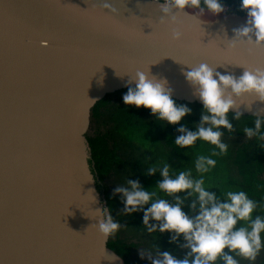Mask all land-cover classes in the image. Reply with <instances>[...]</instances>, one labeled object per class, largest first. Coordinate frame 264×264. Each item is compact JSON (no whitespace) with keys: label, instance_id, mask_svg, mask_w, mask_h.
Wrapping results in <instances>:
<instances>
[{"label":"water","instance_id":"1","mask_svg":"<svg viewBox=\"0 0 264 264\" xmlns=\"http://www.w3.org/2000/svg\"><path fill=\"white\" fill-rule=\"evenodd\" d=\"M163 2L0 0V264H124L94 226L106 206L86 134L92 107L135 87L137 71L202 104L183 75L191 67L237 78L264 69V43L234 39L247 13L173 9L175 22L161 23ZM236 104L264 118L255 96Z\"/></svg>","mask_w":264,"mask_h":264},{"label":"clouds","instance_id":"2","mask_svg":"<svg viewBox=\"0 0 264 264\" xmlns=\"http://www.w3.org/2000/svg\"><path fill=\"white\" fill-rule=\"evenodd\" d=\"M104 8L111 13L117 9L105 2ZM157 8L162 13L161 23L164 17H169L175 22L176 12H183L185 8L198 9L203 15L205 9L212 14L224 11L220 0H164L157 3ZM240 8L247 12L245 26L233 29L234 39L243 38L249 43L259 46L264 43V0H241ZM186 14V13H185ZM181 33L173 30L172 39L179 40ZM253 37L255 38L253 40ZM233 39V40H234ZM183 75L186 81L195 89L194 94L202 103L200 121L195 125L194 131H189L186 125L177 128L180 135L175 137V144L180 148L192 146L197 140H202L214 145L219 152L213 151L212 155L227 152L228 146L221 141L223 132L233 131L228 113L236 110L239 105L236 100L245 95L255 96L264 102V69H245L238 78L231 74H220L207 64L201 63L191 67ZM135 83V87H128L123 95V103L136 108L150 109L151 114L169 125L180 124L183 117L191 114V109L186 105H177L172 98L173 89L168 86L165 78L157 79L148 73L137 71L131 77L129 84ZM241 113L235 111L234 119L239 120ZM264 119L256 117L253 127H245L243 133L246 137L258 136L264 139L261 133V125ZM216 161L209 156L200 155L195 161V169L204 174L215 167ZM170 165L165 163L159 170L162 177L154 187L168 196H174L175 202L157 198L155 191L145 190L138 180H127V186H117L113 195L119 193L124 204L123 212L131 214L144 209V205L150 203V207L143 210V226L149 233L169 232L173 233L170 242L177 241L183 236L184 244L180 245L189 251L184 258L177 259L169 251H158L155 255L151 252H140L141 258L147 256L151 264H215L220 259L223 264H239L232 254L248 261H255L264 242V217L257 215L253 218V212L257 207L255 201L250 199L244 191H226L221 196L206 190L203 175L193 178L190 171H180L174 177L170 176ZM156 167H149L145 175H154ZM187 192L182 199L177 193ZM192 197L189 208L195 215L189 216L182 210L185 200ZM100 214L98 222L94 225L98 232L105 238L115 234L120 224L113 220L110 210L98 209ZM156 223L150 224L149 221ZM238 222H243L237 227ZM228 249L226 253L224 250ZM115 259L116 257H112Z\"/></svg>","mask_w":264,"mask_h":264},{"label":"trees","instance_id":"3","mask_svg":"<svg viewBox=\"0 0 264 264\" xmlns=\"http://www.w3.org/2000/svg\"><path fill=\"white\" fill-rule=\"evenodd\" d=\"M227 3V11L246 14L240 8L241 0H220ZM128 88L120 89L106 94L91 109L89 130L86 139L90 148V170L95 179L97 190L104 195L105 206L110 210L113 220L120 224L115 234L107 238L106 245L123 259L124 264H151L145 256L141 258L140 252L157 253L158 246L161 252L169 251L177 259L184 258L189 251L180 247L184 244L183 236L177 241L170 242L173 233L159 231L149 233L143 226V210L126 214L123 212L124 204L121 194L113 195L117 186H127V180H138L140 185L149 191H155L157 198L175 202L174 196L154 188L162 179L160 168L165 163L170 167V176L174 177L180 171H190L193 178L203 175L206 190L221 196L226 191H244L250 199L256 202L257 207L253 218L257 215L264 217V139L258 136L248 138L243 133L245 127L254 128L256 117L242 116L239 120L233 117L234 112L228 113L233 131L228 132L221 128L223 135L221 141L227 144V152L213 156V151L219 152L214 145L197 140L192 146L180 148L175 144V137L180 135L177 131L186 125L189 131L195 130L202 112V104L197 102L180 101L173 98L177 105H186L191 114L182 118L180 124L169 125L165 121L156 119L150 109L136 108L123 103V95ZM264 119V118H262ZM264 133V123L261 125ZM209 156L216 161L215 167L209 172L201 174L195 169L198 156ZM156 167L154 175H145L149 167ZM182 199L187 192L177 193ZM192 197L185 200L182 210L189 216L195 215L189 208ZM150 224L156 223L150 220ZM243 222H238L237 227ZM262 242H264V233ZM226 253L228 249L224 250ZM238 260L239 264H264V247L257 255L255 261H248L229 253ZM215 264H223L218 259Z\"/></svg>","mask_w":264,"mask_h":264},{"label":"crops","instance_id":"4","mask_svg":"<svg viewBox=\"0 0 264 264\" xmlns=\"http://www.w3.org/2000/svg\"><path fill=\"white\" fill-rule=\"evenodd\" d=\"M224 3H226V0H224ZM223 6H224V9H228V5H227V3L226 4H223Z\"/></svg>","mask_w":264,"mask_h":264},{"label":"built area","instance_id":"5","mask_svg":"<svg viewBox=\"0 0 264 264\" xmlns=\"http://www.w3.org/2000/svg\"><path fill=\"white\" fill-rule=\"evenodd\" d=\"M164 1V0H163Z\"/></svg>","mask_w":264,"mask_h":264}]
</instances>
